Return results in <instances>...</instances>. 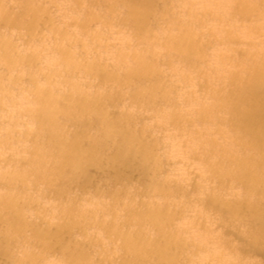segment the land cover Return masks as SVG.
Segmentation results:
<instances>
[{
  "label": "bare ground",
  "instance_id": "bare-ground-1",
  "mask_svg": "<svg viewBox=\"0 0 264 264\" xmlns=\"http://www.w3.org/2000/svg\"><path fill=\"white\" fill-rule=\"evenodd\" d=\"M171 1L130 0L129 2L133 6L119 9H122L124 13L121 22L127 28L126 30L122 26L121 30L117 31L118 34H121L119 41L124 43L126 49L133 50L134 55L127 57L125 55L128 53L124 51L114 53L111 65L129 70L128 81L131 84H144L143 82H147L142 87L143 91H140V89L134 90V93L138 99L143 98V96L147 97L148 102L146 104L148 103L150 106H155L151 103L168 99L171 100V105H174L173 95L175 88L173 85H168L164 79L156 77L157 74L163 73L160 68L155 69L156 74L151 69V66L154 63H158L162 58L173 59L174 57L169 54L173 49L181 52L183 62L180 66L174 68L172 73L179 77L182 82L189 73L194 74L196 83L205 81L209 84L212 80L223 79V84L217 85V88H225V95H218L217 92L212 90L206 96V101H202L193 98L191 94L186 95L184 93L183 103H188L187 109L189 112L194 113L198 127L193 129L183 128L180 123L170 122L169 124H174V127L179 132H186V129L190 130L187 138L175 137V142L172 141L180 149L176 148L177 154L185 151L186 155H193L194 152H201L205 155L201 159L204 174L201 176V183L196 193L198 200H204L210 195L208 197L210 200L220 205L223 204L219 200L221 192L207 193L208 186L218 178L217 176L222 169L226 171L225 175L228 180L234 181L231 186L240 185L242 187L243 192L239 195V198H234L235 200L224 206L228 207L229 212L238 214L242 218L246 216L254 222L251 224L249 231L254 234L255 241L264 247V0H183L185 7L181 17L171 10ZM88 2L91 3L88 4L89 7H87L88 5L85 6L86 9L92 8L94 0H88ZM1 3L2 1L0 0V67L7 70L11 65L15 66V63L26 60H24V57L11 52L12 49L10 47L12 44L10 38L2 28L10 25L9 20L13 13L7 14L8 10ZM31 3L30 5H32ZM115 4L116 2L113 1L108 2L109 13L112 14V11H116L112 8ZM138 6H140V9L137 8ZM67 9H69L68 12L70 13V10H75L76 8L69 6ZM81 10H76L77 13L75 12V15L82 22L79 27L85 29L81 34L82 47L79 48V51L83 52L88 59L84 61H88L86 65L82 61L71 60L70 56L67 55L66 45L59 41L57 42L61 49H57L54 54L46 52L41 55L36 47L38 41L34 40L35 37L30 36L28 38L30 43L29 50H33V53L36 51L32 57L34 61H39L42 57L47 60L46 67L48 71L46 72L48 73L44 75L48 77L59 75L64 78H61V80L56 79V87H54V91L57 92L60 101L71 100V104L65 106L63 111H68L70 114V108H75L85 114L95 108L92 117L93 121L102 122L104 125H101L95 131V136L86 143L79 144L74 142L69 134L70 131L62 129L67 123L59 124L57 117L54 116L56 112H53V108L49 107L51 104L50 95H52L49 92L50 88L36 86L37 84L34 80L38 71L32 67L23 68L19 70L21 71V77L26 81L22 87L30 88L33 85L31 89L38 93V97L30 99L31 102L35 101L34 104L25 99L21 100L23 101H20L22 110H20V107L11 110L15 115H13L11 120V126L8 130L0 129V154L4 151L10 152L9 148H7L8 145L5 146L4 143L7 144L6 141L10 137L9 131L16 129V125L21 121L24 132L23 138L26 139L29 145H33L32 153L34 158L36 154H43L45 156L44 160L46 159L45 161L49 163L51 160L61 158L63 164L73 165L74 169L77 170H79V162L75 159L76 156L85 157L88 161L96 158V161L104 165L112 164L114 169L118 167L121 172L122 169L130 168L133 163L138 166L135 159L136 153L132 145V138H135L138 150L143 146L151 148V152L148 154L150 165L148 173L141 168L143 178L140 179V182L144 184L145 189H141L142 192L140 193L142 196L160 194L165 199L161 198L160 200L149 202V206L142 213L143 216L149 218L146 222H149L155 229V236L148 235L145 230L138 229L133 231L135 237L130 238L128 229L124 228L122 223L115 224L120 229L118 230L119 234L124 238L123 245H121L123 249L121 253L124 255L125 261L121 264H148V259H150L149 264H177L179 261L184 264H197L196 261L199 254H197L198 251H196L194 245L191 244L192 242L182 240L183 238L179 236L178 231L167 227L178 214L172 208L177 203L174 202L175 200L170 201L166 196L177 190L178 183L170 181V188L166 187L165 193L152 191L154 183L156 188H160L161 183L163 184V182L159 184L155 182L156 178L152 175L153 172L161 169L160 163L163 161L157 149L158 147L155 146V138L146 134L145 131L143 135L140 134L143 131L141 129L132 130L123 121L118 122V119L107 117L105 108L102 109L99 106H95L94 102L81 97L82 91L85 89V86H82L84 76L87 75L89 77L88 80H92L95 74L94 70L100 64L101 55L94 54L93 49H90V47L94 48L96 41L99 50L101 49L104 54L108 53V48L103 42L104 32L99 31L98 33L94 31L93 20L88 13H80ZM199 13H202V15ZM208 19L212 21V27L210 28L212 31L210 32L214 35L213 30H220L222 34L218 39L222 40L223 43L225 41L238 42L239 38L236 32L240 27H243L246 33L251 36L258 32L263 42L261 45H257L254 41H247L249 49L244 60H235L231 51H226L222 45V51L216 49L211 52L212 39L209 32H203L201 27L203 25L205 27ZM161 22H169L172 28L169 30L170 33L166 29L159 27ZM110 29L108 28V31ZM161 29L164 30L162 36L159 35ZM56 32L61 34L59 35L60 37L64 36L62 31L56 30ZM166 44L169 48L165 46ZM88 46L89 48H86ZM163 46L166 48L161 49ZM207 55L211 57L210 62L206 60ZM172 73L169 74L172 75ZM3 74L4 72L1 71L0 78ZM103 75L109 77L108 73H103ZM16 81L10 82L8 85L0 81V88L3 86L16 88ZM94 85H96L95 82ZM258 94L260 95L258 96ZM242 100L245 101L243 106L240 105ZM152 110L156 111L153 114L157 121L169 122V119L173 121V117L176 115L175 106L170 107L164 113V117L158 115V109L153 108ZM23 115L27 117L23 119ZM27 122L31 123V127L27 126ZM72 123L70 122V124ZM158 125L160 126L159 122L156 123V126ZM170 128L172 127L170 126ZM225 128H230L229 132ZM61 135H64V138H60ZM223 137L227 139L226 143L221 145L220 139ZM137 154L141 158V151L137 152ZM209 155H214V158ZM72 157H74L73 164L70 162ZM8 158L9 156L5 155L0 158V162L8 163ZM51 164H53L52 169L55 170L56 164ZM217 164L219 166H216ZM162 170L165 174L167 173L164 168ZM22 173L9 166L4 168L0 163V184L10 188L7 193L0 196V199L2 198L0 203L4 206L7 203L6 207H9L10 211L16 210L14 203L9 201H13L15 197L20 195L31 201L35 194V189L45 187L47 175L41 169H38V178L35 181L22 182L24 180ZM120 176L125 175L121 173ZM119 180L120 177L118 176L116 181ZM116 181L108 176V179L105 178L104 183L112 187L117 184ZM150 181H153V183L151 184ZM126 188L130 189L129 187ZM163 188L164 185H162L161 189ZM213 188H215L214 185ZM253 189L260 190L263 195L259 198H251L250 193ZM220 190L222 191V189ZM122 193L126 195L124 191ZM76 200L77 196L72 194L64 205V202L57 205L59 218H67L66 216L70 210L69 204L72 201L73 207ZM187 210L190 209L185 204L181 206V211L179 212ZM191 210L196 211V213L189 228L192 237V240H190L194 241L197 239L208 248L222 241L220 233L212 237L209 235L212 231L209 226L198 224L205 220L212 223L215 219L206 218L201 210L198 211L194 208ZM13 211H11L12 214L7 219V225L19 231L23 229V216L19 212ZM94 213V210L84 212L79 217L81 220H85L90 214L94 215ZM115 213L118 212L115 211ZM155 216L160 219V223H157ZM19 221H22V224L14 228L13 225ZM64 224L65 222L61 226ZM224 225L226 226L225 222ZM154 239H158L159 242L154 243ZM214 247L215 252L211 251V254L220 253L223 263L244 264L240 256L225 251L219 244ZM80 248L79 242L74 241L72 244V261L74 262L70 261L68 264H79L75 260L89 257V251L84 252ZM150 248L154 256L143 253L144 250L148 251ZM113 253L115 252L108 254L109 257L107 258L111 259ZM209 254H206L205 258L210 259L211 256ZM66 255L68 256V253ZM41 258L40 255L27 253L23 257H18L17 260L19 264H42Z\"/></svg>",
  "mask_w": 264,
  "mask_h": 264
},
{
  "label": "rangeland",
  "instance_id": "rangeland-1",
  "mask_svg": "<svg viewBox=\"0 0 264 264\" xmlns=\"http://www.w3.org/2000/svg\"><path fill=\"white\" fill-rule=\"evenodd\" d=\"M1 1V5L8 10L7 14L13 13L9 20L10 25L2 28L10 38L12 44L10 47L12 49L11 52L12 54L24 57L26 61L22 62L21 60L20 63H15V66L11 65L7 70L0 67V70L4 72L0 81L8 85V83L17 80L15 83L19 86L14 85L16 88L8 86L0 88V129H9L14 115L11 110L18 107L22 110L21 102L23 101L21 100L25 99L34 104L35 101L31 102L32 98L38 97V93L31 89L33 85L30 88L22 87L26 81L21 77V71L19 70L27 67H32L38 71L34 80L37 84L36 86L50 88L49 92L52 95H50L51 104L49 107L53 108V112H56L54 116L57 117L59 124L63 122L67 123L62 129L70 131L69 134L74 142L79 144L86 143L95 136V131L101 125H104L102 122L93 121L92 117L95 108L85 114L75 108H70V114L68 111H63L65 106L71 104V100L60 101L57 92L54 91V87H56V79L61 80V78H64L59 75L51 77L44 75L48 73L46 72L48 71L46 67L47 60L45 57H42L39 61H34L32 57L36 51L33 53V50H29L30 43L28 38L31 36L35 37L34 40L38 41L36 47L41 55L46 52L54 54L57 49H61V46L57 42L59 41L66 45L67 55L70 56L71 60L77 62L88 60L84 53L79 51V48L82 47L80 41L81 34L85 29L79 27L82 22L76 17L75 12L77 13L78 9H82L80 13H88L89 17L93 20L92 23L95 25L94 31L98 33L99 31L104 32L103 42L108 48V53L104 54L101 49L99 50L96 41L94 48L90 47V49H93L94 54L101 55L100 64L94 70L95 74L92 80H88L89 77L87 75L84 76L82 86H85V89L82 91L81 97L94 102L95 106H99L102 109L105 108L107 117L118 119V122L123 121L132 130L141 129L143 131L140 134L143 135L145 131L146 134L155 138V146L158 147L157 149L163 161L160 163L161 169L153 172L152 175L156 178L155 182L158 184L163 182V184L161 183L160 188H156L154 183L153 186L155 188L152 187V191L165 193L166 187L170 188V181L178 183L177 190L166 196L170 201L175 200L174 202L177 203L176 207L173 206L172 208L178 214L170 225L166 224L167 227L178 231L179 236L183 238L182 240L192 242L191 244L194 245V248L198 251L197 254H199L196 261L197 264H225L220 258V253L211 254V251L215 252L214 246L218 244L225 251L240 256L244 264H264V247L255 241L254 234L249 231L251 224L254 222L246 216L242 218L238 214L229 212L228 207L224 206L235 200L234 198H239V195L243 192L242 187L240 185L231 186L234 181L228 180L225 175L226 171L222 169L219 172L220 177L218 175V178L210 186L206 185L209 187L207 193L221 192L219 200L223 204L220 205L210 200L208 198L210 195L204 200H198L196 193L201 183V176L204 174L201 159L205 155L201 152L186 155L185 151L177 154L176 148L179 149V147L174 145L175 137L181 139L187 138L190 130L186 129V132H179L174 127V124H169L170 122H175V124L180 123L183 125V128H197L198 125L194 118V113L188 111V103H183L182 98L184 93L186 95L191 94L193 98L202 101H206V96L212 90L217 92L218 95H225V88H217V85L223 84V79L212 80L209 84L205 81L196 83L194 74L189 73L182 82L172 71L182 64L183 58L180 51L173 49L169 52L174 57L173 59L162 58L158 63H154L151 69L155 73V69L160 68L163 73L157 74L156 77L164 79L168 85H173L175 88L173 95L174 105H171V100L168 99L166 101L160 100L159 102L151 103L155 106H150V104H146L148 102L147 97L143 96V98H139V101L134 93V90L140 89V91H143L142 87L147 82H143L144 84H131L128 81L129 70L111 65L114 53L124 51L128 53L125 55L127 57L134 55L133 50L126 49L124 43L119 41L121 34H118L123 26L121 18L124 15L122 9H119L121 7L128 8L133 6L129 2L130 0H94L90 9H86L85 7L92 2L89 3L88 0ZM109 1L116 2L112 6L116 11H112V14L108 12ZM69 6H74L76 9L70 10L69 13V9H67ZM140 6L137 8L140 9ZM184 7L185 2L183 0L171 1V10L180 17L183 15ZM199 14L202 15V13ZM123 27L127 30L126 26ZM159 27L166 29L168 32L172 29L169 22H161ZM201 27L203 28V32L206 33L208 31L210 34V38L212 39L211 52H214L216 49L222 51L223 47L226 51H231L235 60L245 59L244 57L249 49L247 41H254L257 45H261L263 42L258 32L254 36H251L246 33L243 27H240L236 32L239 38L238 42L225 41L224 44L222 40L218 39L222 34L220 30H213L214 35L210 32L212 31L210 29L212 27L210 19L206 20L205 27L204 25ZM108 28H111L110 31H108ZM56 30L62 31V35L64 36L60 37L59 35L61 34L57 33ZM163 33L164 30L161 29L159 35L162 36ZM100 37L99 39H101ZM165 46L168 45L166 44ZM165 46L161 47V49H165ZM86 48H89V46ZM206 60L210 62L211 57L207 55ZM87 63L88 61L84 62V65ZM103 73H108L109 77H105ZM169 73H172V75ZM241 76L244 77L243 74ZM94 82L96 85H94ZM244 104L245 101L242 100L240 105L243 106ZM174 106L176 115L173 117V121L170 119L169 122L157 121L154 117L153 112L156 111L152 110L153 108L158 109V115L164 117V113ZM25 117L27 116H22L23 119ZM70 122L73 123L70 124ZM158 122L160 126H156ZM27 126L31 127V123L27 122ZM21 127L22 123L20 121L16 125V129L9 131L10 137L6 141L7 144L4 143V145H8L7 148H9L10 152L4 151L0 154V158L5 155L9 156V160L8 163H0L4 168L9 166L15 168L20 173L23 172L21 174L24 178L22 182L37 180L38 169H41L47 175V180L44 188L35 189V194L31 201L27 200L23 195L15 197L13 201H9L10 203H14L15 210L23 216V224L22 221H19L13 225L14 228H17L22 224V231H16L7 225V219L14 209L10 211V208L6 207L7 203L5 206L0 203V264H19L17 258L23 257L27 253L40 255L42 257V264H68V262L72 261V244L74 241L79 242L81 251H89V257L75 260L79 264H121L125 261L124 255L121 253L123 251L121 245H123L124 238L119 234L118 230L120 229L115 224L122 223V226L128 229L130 238L134 236L133 231L138 229L145 230L148 235L155 236V229L149 222H146L149 218L143 216L142 213L149 206V202L165 198L160 194L142 196L140 193L142 192L141 189H145L144 184L140 182V179L143 178L141 168L148 173L150 147L143 146L138 150L136 147L137 140L132 138L133 150L137 155H135V159L138 166L133 163L130 168L122 169L121 172L118 167L114 169L112 164L108 166L104 165L96 161V158L88 161L85 157L76 156L75 159L79 162V170H77L74 169L73 165L63 164L61 158L51 160L50 163L46 162V159L44 160L45 156L43 154H36L34 158V154L32 153L33 145H29L26 139L23 138L24 132L23 127ZM225 129L228 132L230 130V128ZM60 138H64V135H61ZM226 139L224 137L220 139L221 145L226 143ZM139 151H141V158L137 154ZM240 155L243 156L242 154ZM209 156L214 158V155ZM33 159L35 160L32 161ZM73 160L74 157L70 159L72 164ZM51 163L56 164L55 170L52 169L53 164ZM216 166L219 165L217 164ZM162 168L166 170V174ZM121 173H124L125 176H120ZM108 176L115 181L119 176L120 180L116 181L117 184L115 186L110 187L104 183L105 178L108 179ZM150 183L152 184L153 181H150ZM162 185H164L163 189H161ZM213 185L215 188H213ZM126 187L130 189L128 190ZM9 190L10 188H6L0 184V196ZM72 194L77 196L74 206L72 207V200L69 204L70 210L66 216L67 218H59L57 205H60L62 202H64V205ZM250 195L251 198H259L263 195V192L253 189ZM0 202H2V198ZM185 204L190 210L180 213L181 206ZM193 208L198 211L201 210L206 218L215 219L212 223L205 220L198 224L209 226L212 229L209 235L212 237L220 233L222 241L217 242L218 244L215 243V245L209 248L197 239L191 241L192 237L189 228L191 223H193L196 213V211L191 210ZM93 210L95 212L94 215L90 214L85 220L80 219L79 215L81 213ZM114 210L118 213H115ZM155 218L157 223H160V219L156 216ZM63 222L65 224L61 226ZM155 242H159V240L154 239ZM152 247L154 246L152 245ZM111 252L115 253L109 259L107 257H109L108 254ZM67 253L68 256L66 255ZM143 253L154 256L151 248L148 251L144 250ZM206 254L211 256L210 259L205 258ZM74 255L76 256L75 253ZM148 261L147 263L149 264L150 259ZM177 264L184 263L179 261Z\"/></svg>",
  "mask_w": 264,
  "mask_h": 264
}]
</instances>
